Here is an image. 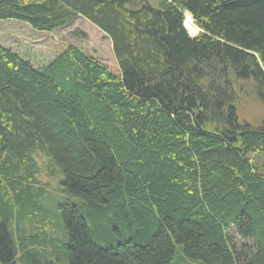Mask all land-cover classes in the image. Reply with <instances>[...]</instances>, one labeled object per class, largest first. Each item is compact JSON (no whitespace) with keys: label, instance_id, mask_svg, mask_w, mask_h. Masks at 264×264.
Masks as SVG:
<instances>
[{"label":"trees","instance_id":"obj_1","mask_svg":"<svg viewBox=\"0 0 264 264\" xmlns=\"http://www.w3.org/2000/svg\"><path fill=\"white\" fill-rule=\"evenodd\" d=\"M80 18L117 75L73 45L44 66L0 45V264H264V121L239 114L264 106V0H0L37 31ZM37 150L79 199L58 252L8 226L37 210Z\"/></svg>","mask_w":264,"mask_h":264},{"label":"rangeland","instance_id":"obj_2","mask_svg":"<svg viewBox=\"0 0 264 264\" xmlns=\"http://www.w3.org/2000/svg\"><path fill=\"white\" fill-rule=\"evenodd\" d=\"M127 1H143L156 7L160 0ZM184 25L191 37L198 36L199 29L195 27L193 20L189 21L186 18ZM0 45L18 52L36 66L46 65L69 45H73L103 62L114 74L119 73L111 41L102 31L82 18L68 28L53 32L34 30L29 24L21 21L0 20ZM246 101L239 114L242 119H246L248 123L257 127L264 121V106ZM33 157L42 170L37 177L40 181L37 187L42 189L37 192L39 200L37 210L28 208L19 212L18 208L14 207L8 226L12 229L18 248H21L23 243L27 245V248L40 250L48 246L50 250L62 251L63 246L68 244V240L60 229V207L67 202L77 204L79 199L63 192L61 185L63 176L58 167L50 163L45 153L37 150ZM3 219L0 215V222ZM41 262L47 263V261Z\"/></svg>","mask_w":264,"mask_h":264},{"label":"bare ground","instance_id":"obj_3","mask_svg":"<svg viewBox=\"0 0 264 264\" xmlns=\"http://www.w3.org/2000/svg\"><path fill=\"white\" fill-rule=\"evenodd\" d=\"M186 18H187L189 21H192V18H191V16H190L188 13H186Z\"/></svg>","mask_w":264,"mask_h":264}]
</instances>
